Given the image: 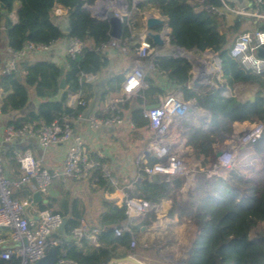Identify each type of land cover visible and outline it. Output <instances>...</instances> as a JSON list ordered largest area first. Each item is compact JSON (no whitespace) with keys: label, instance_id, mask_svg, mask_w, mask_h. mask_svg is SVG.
<instances>
[{"label":"trees","instance_id":"trees-1","mask_svg":"<svg viewBox=\"0 0 264 264\" xmlns=\"http://www.w3.org/2000/svg\"><path fill=\"white\" fill-rule=\"evenodd\" d=\"M17 3L19 7L16 11ZM82 4L83 0H0V41L4 37L8 47L18 49L26 41L50 43L70 36H76L86 43L81 54L74 58L66 57L67 65L30 56L22 59L16 70L4 74L1 72L0 58V112L8 114L13 110H23L30 100L36 103L33 109L6 119L5 124L19 128L28 123H50L69 115L74 127L77 118L89 114L90 98L96 96L99 102L105 101L110 92L120 90L123 73L112 76L96 87L93 93H87L93 84L86 76L96 75L109 62L107 52L102 51L101 47L111 39V26L107 19H92ZM207 4L220 6V0H139L137 11L131 17V27L122 25L120 39L126 42L127 48L136 52L139 40L137 32L142 28L140 12L158 10L165 16L171 29L169 45L188 51L208 49L216 52L221 72V79L214 78L216 86L209 87L198 98V105L210 115L208 124L197 127L181 117L171 126L174 143L183 139L184 144L191 147L193 157L200 162L185 195L181 192L185 176H172L166 182L155 183L142 171L135 192L150 202L170 199L167 214L190 224L184 264H264V181L250 180L231 168L208 172L217 161L216 151L234 135V122L264 121V72L245 69L229 54L240 33L264 30V23L240 15L224 20L208 12L205 8ZM56 8L69 14V33L61 32L54 24ZM14 12L15 20L11 17ZM159 29L160 25L154 27V30ZM131 32L134 35L131 36ZM154 69L165 76L166 82L157 83L152 71H147L144 76L146 86L141 90V96L131 98L133 106H128L127 101L120 106L121 110L129 109V120L136 129L147 127L148 120L143 108L158 103L160 96L176 89L186 101L196 98L187 87L191 69L187 59L170 54L159 55L154 59ZM62 79L63 92L60 98L52 100L60 89ZM237 84L252 85L254 99L221 94L220 88L234 91ZM78 90L82 93L84 105L69 103V95ZM112 114L113 111L107 109L103 117ZM251 146L255 152L264 153V130ZM7 154L14 155L12 148ZM92 158L105 161L98 156ZM146 159L147 165L158 161L157 157L149 154H146ZM89 177L99 189L114 191L111 179L102 176L98 168H93ZM13 197L30 202L32 190L20 186L14 189ZM47 199L46 203L38 201L35 204L39 209H48L66 217L62 232H56L52 237L72 235L81 218H84V209H78L77 200H73L70 207L64 202L62 209L56 211L53 209L55 199ZM154 218L151 213L128 219L124 204L117 205L115 201L102 197L97 218L87 220V230L77 241L73 238L57 244L58 254L63 253L65 258L78 264H107L112 257L136 255L133 241L141 227ZM108 223H116L118 227L103 230L102 226ZM122 225H126L127 230L117 232L116 229ZM92 228H98L94 234L96 245L89 244L88 235ZM14 262L15 258L5 260L0 257V264Z\"/></svg>","mask_w":264,"mask_h":264},{"label":"built area","instance_id":"built-area-1","mask_svg":"<svg viewBox=\"0 0 264 264\" xmlns=\"http://www.w3.org/2000/svg\"><path fill=\"white\" fill-rule=\"evenodd\" d=\"M139 0H83L82 8L92 19H107V13L112 12L118 17L122 25L131 27V17L137 11ZM251 7L245 9L238 8L232 2L220 0V6L205 5L208 12H212L222 17L224 20H230L234 16H245L254 18L256 21L264 23V0H250ZM60 15L59 11L55 13ZM142 28L137 32L139 36L136 47L137 60L131 69L125 74L120 92L108 99V108L113 111L111 116L96 117L94 115L87 117L88 125L92 129L110 127L124 122L121 115V104L135 96H141V90L146 86L144 76L147 71L154 69V59L159 55L170 54L173 56L184 57L191 64L190 73L193 74L191 82L188 81L187 87L191 91L198 93L197 98L202 97L203 92L199 91V86L205 84L198 76L203 71L210 72L213 68L209 65L212 60L219 70V57L212 50H185L180 47H172L168 51H163L155 47L149 37L144 25L147 18H156L160 20V29L158 31L162 38L167 40L169 27L165 16L158 10H145L140 12ZM133 32H131L132 36ZM107 45L110 51L118 48L120 51H126L127 44L119 38L113 40ZM58 40V39H57ZM26 41L23 45L14 49L6 47L5 56L1 63V72L4 74L16 70L19 62L27 57H42L50 59L57 64L66 63V57L74 58L81 54L86 46L85 41L76 36L65 37L63 42L64 63H60L59 57L54 53V44ZM264 47V30L253 29L240 33L234 40L229 54L235 58L245 69H250L256 73L264 72V59L257 56V48ZM207 58H201L200 55ZM146 58H148L146 60ZM208 87V86H207ZM212 87V86H209ZM221 94L228 92L225 88H220ZM195 94V93H194ZM231 94V93H230ZM229 94V95H230ZM72 105H84L85 101L80 90L70 94ZM227 95V93H226ZM158 105L153 108H145L144 116L148 120L146 130L152 137L148 140L144 150V156L137 159L139 172L146 174L154 172H165L171 176L183 175L189 171H196V167L189 169V163L181 152L174 149L171 138V126L177 119L193 111L190 101H186L176 93H167L160 96ZM133 126V123H130ZM264 130V121L253 122L237 139L223 146L222 153L217 157V161L208 170L209 173H216L219 168H232L235 164V151L239 145H251L254 143ZM2 139L4 142L16 145L19 141L25 139L34 140L41 155H34L30 150L23 152L13 147V153L22 171L17 177L6 175L2 158L0 156V228L9 232V239L14 244L11 248L3 249L0 257L5 260L15 258L13 264H33L41 259L47 253L50 246L60 244L62 241L52 238V235L58 231L63 216L58 212L48 209H36L34 218L26 215L25 208L30 202L19 200L13 197V191L20 186H29L41 193L47 192L54 180H65L66 178L82 179L86 178L93 168H98L102 176L108 177L112 181L111 168L101 159H94L85 149L82 135L75 133L69 115H64L61 120H54L50 123H28L19 128L5 124L3 127ZM69 142L66 152L60 164L46 166L43 162L42 153L52 145ZM146 154L158 158L157 162L147 165ZM99 158H103L100 155ZM255 156L247 162L246 166H253V161L258 160ZM192 175V173H190ZM124 204L125 214L128 219L156 212L159 204L150 202L137 195H124L120 205ZM32 207V206H31ZM78 227L73 230L72 237L77 241L87 230V223L80 221ZM127 230L126 225L116 229L117 232ZM98 228H92L88 238L92 237ZM3 239L0 238V246ZM56 264H78L75 261L61 256Z\"/></svg>","mask_w":264,"mask_h":264},{"label":"crops","instance_id":"crops-1","mask_svg":"<svg viewBox=\"0 0 264 264\" xmlns=\"http://www.w3.org/2000/svg\"><path fill=\"white\" fill-rule=\"evenodd\" d=\"M18 7L19 4L17 3L16 8ZM56 11H59L60 14L64 13V10L61 8H56L54 13H56ZM11 17L13 20H15L16 12H14L11 15ZM64 40L65 37L59 38L54 44V53H56L57 56L59 57L60 63L65 62V59L62 57ZM113 41L114 39L112 40V42ZM167 42L168 40H166L165 44L159 48L163 51H168L171 47H173V46L169 47V45L167 46L166 45ZM106 44L102 45L101 49L102 51L107 52V55L109 57V62L96 75L86 76L87 79L93 84L91 90H88L87 92L88 94H91L94 91H96V87H98L99 85H103L109 78H111L116 74L123 73V76L125 77V74L131 69V67L134 65V63L137 60L136 52H134L133 50L127 48L126 51H120L118 48L114 49L113 47V50L110 51ZM6 47L7 44L5 38L3 37L2 40L0 41L1 60L5 56ZM151 71L157 83L166 82L165 76L163 74L158 72L156 69H152ZM122 82L120 84V90H121ZM208 88H206L204 92ZM120 90L117 93L110 92L107 96V99L101 102H99L96 99L97 97L96 96L94 97L93 95L92 97H94V99L93 98L89 99L90 102L89 114L85 117L77 118L74 121V127H73L75 133L82 135L85 149L90 153V156L99 157L100 155H103V158L105 159L104 162H106L107 164L112 163V165L116 166L117 172L122 171V169H120L119 167V165H121L119 163V160H122V162L123 160H125L126 161L125 164L129 165L131 163L132 154L133 152H135L134 150L139 149L135 157L136 159L135 163L137 164V159L140 158L141 156H144V150L147 145V142L152 137L151 133L148 132L146 128L136 129L133 126H130L131 122L129 120L128 108H123L121 110V115L123 117L124 122L119 125L102 127L99 129H92L89 127L87 117L92 115L96 117H103V115L106 113V110L108 108V99L112 96L117 95L120 92ZM192 92L195 93L196 99H191L189 101L190 104L191 102L193 103V101H195L193 103L195 109L193 111L188 112L185 116H183V118L188 119L197 127H204L208 124L210 115L206 109L198 105L199 103V100L197 98L198 93H196L195 91ZM168 93H176L178 96H180V98H182L181 92L179 90L174 89ZM133 98L134 97H132V99ZM132 99H129L127 101L128 106L134 105ZM70 100H72L71 95H69V101ZM0 102H1V96H0ZM33 102L36 106L35 101ZM146 106L147 105L144 106L143 111L146 108ZM5 122L6 119L4 118L3 114L0 112V156L2 158V165L4 167V171L6 175L9 177H17L21 175L22 171L16 160L15 154L14 153H13L14 155L7 154L9 148H12V152L14 146L16 147L17 150L21 152L25 150H30L34 155H41V151L37 143L32 139H25L19 141V143L14 146L11 145L10 143L4 142L2 139L3 136L2 134H3V127L5 125ZM233 125H234V135L230 139L226 140L223 143V146L237 139L246 129H248L252 125V122L236 121L233 123ZM127 129H129V131L132 132L131 134L134 133L133 136L134 138L131 137V134L130 135L125 134L126 133L125 131H127ZM122 137H125L127 140H129V145L125 146L124 148H121V146L119 145V141H121ZM171 138L174 144V149L176 151L181 152L182 155L185 156L189 165L190 162L192 161V165H194L196 169L199 168L200 162L193 157V152L191 147L185 145L183 139H180L178 142L174 143L172 135ZM132 141L134 142L132 143ZM68 143L69 142H63L60 144L52 145L45 152H43L42 156H43L44 164L48 167L60 164L66 152ZM112 150L113 152H111ZM257 155L259 156V158L258 160L253 161V165L258 167L259 165H262L263 153L255 152L251 145H239L235 151V164L232 167V169L238 172L239 171L238 167L243 166L246 169L251 168V166L249 167L246 166L245 164L249 162L251 159H254L255 156ZM126 158H128V160H126ZM139 173L140 172L137 166L136 171L134 172L132 179L129 182L119 183V180L117 178L116 179L113 178L115 176L113 174V169H112L111 177H112L113 185L115 186V189L112 192H107L102 189H99L96 185H94L90 181L89 175L86 178H82V179H75V178H66L65 180L57 179L52 182L47 192L42 193V199L40 201L46 203L48 201L47 197L54 198L55 203L53 209L59 211L62 209V205L64 202H67V205L70 207L71 202L73 200H77L78 203L77 208L80 210L84 209V218H81V220L86 219L89 221H94L99 213L100 201L102 197L109 200H113L117 205H120V202L124 198L125 194L135 195L132 190L136 188V183L138 182ZM192 179H193L192 175L186 176L185 183L181 189L183 195H185L187 189L192 185ZM27 187L32 190V194L33 192L36 191L29 186ZM158 204H159L158 210L152 213L155 216V218L149 224L143 225L137 235V240L138 241L140 240L139 246L141 243L150 244L148 250L151 252V254H154L155 258L158 260L159 259L161 260L162 257L159 253L155 252L156 251L155 248H159V247L161 248L163 242L166 244L165 248L168 249L167 250L168 256H173L174 254H178L177 246H181L180 249H182L181 252H183V256H184V253H186L187 251L185 248L187 244L186 235L189 232L190 224L184 220H179L176 216L171 217L167 214L171 206L170 199H162L160 202H158ZM36 209H38L37 205L33 204L31 207V213L33 214L32 218H34L35 216ZM56 237L53 236L52 238L55 239ZM58 237H62L65 241L73 239L71 234L70 235L61 234ZM154 237H156L155 238L156 240L154 239ZM0 238L3 239V243L0 246L1 250L11 248L14 245L9 239L8 230L4 228H0ZM89 244L92 245L97 244L95 235L89 238ZM137 250H135L136 255L133 254L130 255L135 256L138 259H141L146 264H153L143 259L141 256H139L138 255L139 250L138 251ZM61 256H63V253L59 254V257ZM119 264H125V263H119Z\"/></svg>","mask_w":264,"mask_h":264},{"label":"water","instance_id":"water-1","mask_svg":"<svg viewBox=\"0 0 264 264\" xmlns=\"http://www.w3.org/2000/svg\"><path fill=\"white\" fill-rule=\"evenodd\" d=\"M229 2H232L233 4H235L238 8L240 9H245L247 7H251L252 3L250 2V0H227ZM18 10V8H16V11ZM107 20L111 26V36L114 38H119L121 35V31H122V23L120 21V19L116 16L113 15L112 12H108L107 13ZM54 24L58 27V29L63 32V33H69L71 28H70V21H69V14L68 13H63L59 16H57L54 19ZM144 25L145 28L147 30V36L149 37V39L151 40L152 44L155 47H161L165 44V40L162 38L161 34L154 30L155 26H159L160 25V20L156 19V18H147L144 21ZM170 33H171V29L169 28L168 33H167V40H169L170 37ZM218 55V54H217ZM257 56L261 57L264 59V47H258L257 48ZM64 89V79L61 80L60 82V89L57 93L56 96L52 97V100L58 99L60 98L62 92ZM249 100H253L254 99V95H250L248 97ZM158 104H151V105H147L146 108H153L156 107ZM35 107V104L32 100H30L28 102V105L26 106L25 109L23 110H13L11 112H9L8 114H3L5 119H12L15 117L16 114L18 113H22L28 109H33ZM222 153V150H218L216 151V156L218 157L220 154ZM172 176L165 173V172H154V173H150L148 175V178L151 182H155V183H160V182H166L168 180H170ZM42 199V193L39 191H35L32 194V200L30 201V204H28L25 208V212L26 215L29 218L33 217V214L31 213V206L33 204H35L36 202L40 201ZM66 222V218H63L62 223L60 225V227L58 228V232H61L63 229V226ZM118 227V224L116 223H108V224H104L102 226L103 230H107L110 228H116ZM58 245H53L51 246L47 253L45 254V256H43L41 259H39L38 261L34 262L33 264H56L57 260L59 258V254H58ZM184 263V259L182 260ZM119 263H128V264H146L144 263L141 259L136 258L135 256L132 255H125L122 257H112L107 264H119Z\"/></svg>","mask_w":264,"mask_h":264},{"label":"rangeland","instance_id":"rangeland-1","mask_svg":"<svg viewBox=\"0 0 264 264\" xmlns=\"http://www.w3.org/2000/svg\"><path fill=\"white\" fill-rule=\"evenodd\" d=\"M150 10H155V9H148V11H150ZM55 16L57 17L56 14H55ZM132 35H134V32H133ZM111 42H112V40H109V42H107V45H109ZM166 45L168 46L169 43L167 42ZM169 47H171V45H169ZM200 57L201 58H207L203 54L200 55ZM206 60L210 61L211 64L209 66L212 67L213 69L210 72L203 71L202 75L200 74V76H198L200 78V80L205 83V84L199 86V90H201V92L203 91V93H204V90L206 88H208L209 86H212V87L216 86L215 81H214L215 77L218 78V79H221V77H220V75H221L220 73L221 72L218 70V66H216L212 60H210L208 58ZM193 78H195V76L193 77V74L190 73L189 82H191ZM235 86L236 87H235L234 91L232 90V91L224 92L223 95H226V93H227V95H229L230 93L234 94V95L236 94V96H238L241 99H245V98H248L250 95H253V93H252V90H253L252 85H249V84H237ZM194 99H196V98H194ZM194 102L195 101H193V103ZM193 103L191 102V107L194 110L195 107H194ZM198 108H200V107H198ZM125 132H126L125 133L126 135H130L132 133V132L129 131V129H127V131H125ZM171 135H172V132H171ZM133 136H134V133L131 134L132 138H134ZM133 142L134 141H132V143ZM119 145L121 146V148H124L125 146L129 145V140H127L125 137H122L121 141H119ZM222 149H223V145H222V147L219 150H222ZM138 150H134L135 152H133V154H132L131 163L129 165L125 164L126 163L125 160H123V162H122V160H119V163L121 164V165H119V167H120V169H122L121 172H117L116 171V166L112 165V163H108L107 164L111 168V170L113 169V174L115 176L113 178L114 179L117 178L119 180V183L120 182L121 183L129 182L132 179V176H133L134 172L136 171L137 166H139L138 164L135 163L136 162L135 157L137 155ZM111 152H113V150ZM126 160H128V158H126ZM262 161H261L262 165H259L258 167L254 166V165L251 166V168H247V169L245 167H243V166L242 167H238V170H239L238 172L242 173L243 176H246L250 180H262V181H264V171H263L264 170V167H263L264 166V153H263V160ZM187 166H189L190 170L192 168H195L194 165H192V161L190 162V165H187ZM262 171H263V173H262ZM190 173H192V176H193V174L195 172L192 171V170L191 171L188 170V172L186 174H183V176H185V178H186V176H189ZM135 189L132 190V191H133V193L135 195H137L136 192H135L136 191ZM128 195H130V194H128ZM83 220H84V222H87L86 219H83ZM56 238L60 239L61 241L64 240L62 237H56ZM155 238L156 237H154V239ZM162 239H164V238H162ZM139 242H140V240L138 241L137 238L134 239L133 245L135 247V250L138 249L139 250L138 255L141 256L143 259L147 260L150 263H153V264H184L183 261H182L183 260V258H182L183 252H181L182 249H180L181 246H177L178 254H174L173 256H168V253H167L168 249L165 248L166 244L163 241H161V242H163L161 248L160 247L159 248H155L156 249L155 252L159 253L161 255V257H162L161 260L160 259L158 260V259L155 258V255L151 254V252L148 250L149 249L148 247L150 246V244H148V243L142 244L141 243L140 244L141 247H140L139 246ZM150 249H151V247H150Z\"/></svg>","mask_w":264,"mask_h":264}]
</instances>
